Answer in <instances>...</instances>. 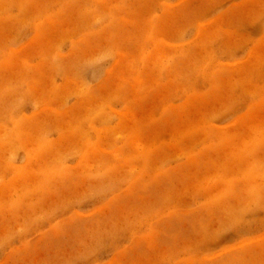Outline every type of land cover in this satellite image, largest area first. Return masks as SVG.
I'll return each mask as SVG.
<instances>
[{"label":"rangeland","instance_id":"obj_1","mask_svg":"<svg viewBox=\"0 0 264 264\" xmlns=\"http://www.w3.org/2000/svg\"><path fill=\"white\" fill-rule=\"evenodd\" d=\"M0 264H264V0H0Z\"/></svg>","mask_w":264,"mask_h":264}]
</instances>
